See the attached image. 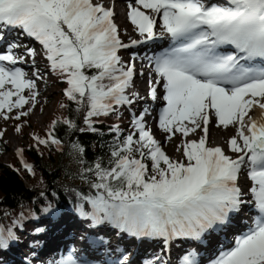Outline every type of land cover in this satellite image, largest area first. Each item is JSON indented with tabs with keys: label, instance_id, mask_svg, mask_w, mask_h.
Returning <instances> with one entry per match:
<instances>
[{
	"label": "snow or ice",
	"instance_id": "6c2138e0",
	"mask_svg": "<svg viewBox=\"0 0 264 264\" xmlns=\"http://www.w3.org/2000/svg\"><path fill=\"white\" fill-rule=\"evenodd\" d=\"M127 7L139 38L124 43L114 3L0 0V119H14L15 131H22L19 121L36 109L43 74L36 68L30 76L19 65L35 66L42 54L46 68L66 84L63 94L70 103L61 107L74 104L83 126L59 117L45 137L33 136L34 146L63 152L57 125L101 138L111 135L102 145L107 159L98 157L90 166L84 145L77 140L70 146L82 166L78 177L95 190L77 193L72 208L85 232L93 233L80 237L89 249L103 248L111 255L110 241L98 231L111 228L136 240L162 241V254L145 264H169L165 257L176 240L191 245L178 264H201V253L208 254L207 264H264V117L252 115L256 108L264 111V0H128ZM9 31L38 42L41 52L5 43ZM155 41H167V47L144 57L151 69L145 97L133 90L138 54L125 61L120 51ZM149 98L166 102L157 126L166 141L179 135L176 151L182 159L170 157L148 127V106L139 114L133 111ZM125 109L130 130L113 123L105 133V120H120ZM213 122L235 129L226 141L228 151L210 144ZM6 131L0 127V140ZM17 151L23 168L35 176L24 149ZM243 176L252 182L247 192L240 184ZM246 206L255 213L247 219L241 216ZM40 212L54 219L60 210L49 201ZM26 219L41 217H25L21 211L9 227L0 224V252L21 241L16 229H23ZM44 231L40 226L34 230ZM114 250L122 255L109 264H131L130 253ZM47 264L93 262L73 248Z\"/></svg>",
	"mask_w": 264,
	"mask_h": 264
},
{
	"label": "trees",
	"instance_id": "16d2710c",
	"mask_svg": "<svg viewBox=\"0 0 264 264\" xmlns=\"http://www.w3.org/2000/svg\"><path fill=\"white\" fill-rule=\"evenodd\" d=\"M62 103L69 104L70 102L63 92L59 91L58 105L55 114L51 118L50 130L52 122L59 117H70L73 119L75 105H70V108H62ZM115 120V116L105 120V123L101 126L105 133H107L108 125L115 122ZM21 121L23 122V130L27 129L30 117H22ZM78 125L83 126L82 113L79 115ZM38 133V136L42 138L47 135L43 129H39ZM55 134L64 142L63 152L58 151L55 146L46 147L41 145L37 149L34 146V139H32L34 142L33 147L26 146L25 155L29 163L35 167V176L23 168L20 158L15 155L12 158L13 166L6 164L4 159H0V224H3L5 228L12 224L21 211H23L25 217H28L30 213L42 215L40 209L46 206L49 201L55 204L57 208L59 204L64 203L65 199L59 196L53 197L51 186L54 187L64 181H68L67 179L70 175L77 177V173L81 170L80 164L68 165L72 161V155L70 154L72 149L70 146L74 141L78 140L84 145L86 149L84 159L87 166H90L93 160L98 157L107 159V148L102 147V145H106L111 141V135L106 134L101 138L92 133L72 132L64 125H57ZM0 149H2L0 150V156L3 153L12 151V147L4 141L0 142ZM149 166H151L150 162ZM41 192L45 193L44 197L40 196ZM92 193L94 194L95 192ZM5 212L10 213V215L5 216ZM5 261L6 259L2 261L3 264Z\"/></svg>",
	"mask_w": 264,
	"mask_h": 264
},
{
	"label": "rangeland",
	"instance_id": "374dc122",
	"mask_svg": "<svg viewBox=\"0 0 264 264\" xmlns=\"http://www.w3.org/2000/svg\"><path fill=\"white\" fill-rule=\"evenodd\" d=\"M134 2V0H133ZM128 2H126L127 4ZM118 22H123V25L120 29L122 36H132V37H139V34L135 35L133 32V28L134 26L131 24V22L129 21V19L127 18L126 14H122L119 16ZM22 37V35H21ZM134 39V38H132ZM6 42H11V40H7ZM15 42V41H12ZM20 43H22L23 45H27L28 47H34L37 49L38 53L41 52V46L38 44V42H34L31 38L28 39H21ZM134 54H138V57H143V55H140L138 50H135L132 54H127L133 56ZM122 58H125V55H121ZM46 64L47 61L44 58V56L42 54H38L36 57V65L32 66L31 64H20L19 66L24 68L25 70H28V74L31 76L32 72L36 70V68H38L40 70V72L43 74V79L38 80L37 84L40 90V96H39V103L37 104L36 109L32 112L31 117H30V127H28L27 129L23 130L21 132H16L14 125L12 126V120L9 121H4L2 119H0V127L6 129V134L5 137L3 138V140L5 142H8L10 145H12V149H13V153H18V149H21L22 146L25 147L28 143H30V145H34L33 142V137L32 139L29 138L31 136V134L35 133V131L38 128L41 129H46L47 123L48 121L52 118V116L54 115L55 110L57 109V105H58V99H59V91L57 86L52 85V79L54 78V74L52 72H50L47 68H46ZM53 87V88H52ZM28 91L25 90V95H28ZM43 103L45 104V107L42 108ZM27 107V106H26ZM255 114V110L252 113V115L254 116ZM21 124H23V122L20 120L19 121ZM18 123V122H17ZM117 123V122H115ZM152 131L154 132L153 134H155L156 139L161 141V145L164 148L165 152L172 157L173 159H182L180 153H178L176 151L177 146L180 144V137L179 135L177 137H174L172 140L166 141L165 140V135L161 130L158 129V127H156L158 125L157 124H152ZM121 126H124V124H121ZM215 127H213L214 129ZM235 134V131H232V135ZM230 136V137H231ZM230 137L228 138V140L230 139ZM189 138H194V137H189ZM198 138V137H196ZM19 143V144H18ZM18 144V145H17ZM29 145V146H30ZM226 145V144H224ZM228 151V149H227ZM11 156V155H10ZM1 158H4L5 162H9L10 158L9 155L6 156H1ZM77 161L75 154H73L72 156V161L71 163H75ZM241 182L243 185V188H245V190L248 187H251L249 185V183L251 182V180L247 179L246 176H243L241 178ZM248 190V189H247ZM77 190H71L69 191V194L72 196L77 197ZM250 196H247L246 199H250ZM70 216L65 215L64 218L59 220V223L56 224L54 221L51 222L52 224V230L59 233L60 228L62 229L61 233H63L65 230L71 228L74 226V222H70L69 221ZM156 243H155V242ZM152 241V243H149V245L153 246V249L158 250L160 247L159 241L158 240H154ZM79 245V241L75 238L74 240H72V246L74 247H78ZM153 249H148V251H145V253L142 256V259L144 260V262L148 259L153 258L155 255H157V253H155V251ZM131 254V253H130ZM159 254V253H158ZM8 255V254H7ZM137 259H141V258H137ZM139 262H143V261H138ZM137 264V263H136Z\"/></svg>",
	"mask_w": 264,
	"mask_h": 264
},
{
	"label": "bare ground",
	"instance_id": "6f19581e",
	"mask_svg": "<svg viewBox=\"0 0 264 264\" xmlns=\"http://www.w3.org/2000/svg\"><path fill=\"white\" fill-rule=\"evenodd\" d=\"M123 2V1H126V0H116V2ZM123 24H121L119 27H122ZM139 76V80L140 82H137V85L140 87V88H143L141 85L144 81L147 80V77L148 75L147 74H138ZM264 114V111L260 110L259 108H256L255 109V114H254V118H260L262 115ZM213 127H215L213 129ZM232 131H235V129H233L232 127H229L228 129H223L222 127H217L215 122L213 123H210L209 125V142L211 145H221V146H224L226 151H227V144H226V141L228 140V138L231 136L232 134ZM226 144V145H224ZM248 190L246 189L245 192H247ZM250 196V194L248 195ZM251 197V196H250ZM255 213L252 212L250 210V207L249 206H246L245 207V211L244 213L242 212L241 213V216L246 218V217H249L251 215H254ZM76 237L74 234L70 235L68 237L69 240H74Z\"/></svg>",
	"mask_w": 264,
	"mask_h": 264
}]
</instances>
